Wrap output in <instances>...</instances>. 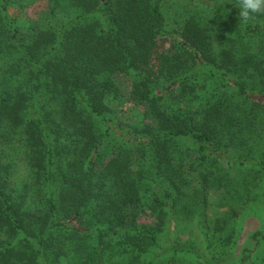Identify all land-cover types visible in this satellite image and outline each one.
Masks as SVG:
<instances>
[{
    "label": "trees",
    "instance_id": "obj_1",
    "mask_svg": "<svg viewBox=\"0 0 264 264\" xmlns=\"http://www.w3.org/2000/svg\"><path fill=\"white\" fill-rule=\"evenodd\" d=\"M25 1L0 0V141L19 138L30 176L16 189L0 153V264H217L181 222L232 167L264 168L245 137L264 118V21L220 0H47L36 30ZM232 98L252 106L229 117Z\"/></svg>",
    "mask_w": 264,
    "mask_h": 264
},
{
    "label": "rangeland",
    "instance_id": "obj_2",
    "mask_svg": "<svg viewBox=\"0 0 264 264\" xmlns=\"http://www.w3.org/2000/svg\"><path fill=\"white\" fill-rule=\"evenodd\" d=\"M46 1L26 0L23 3L24 12L33 21L36 30L47 29L53 22V17L47 11ZM220 1L235 11L241 10L239 0ZM172 8L173 11L170 10L166 14L170 29L171 23L176 25V21L178 23L180 19V12L176 15L177 11L174 7ZM253 19L264 21V14H256ZM112 80L118 94L126 98L130 88L128 79L120 74L114 76ZM109 105L119 112H117L118 115L123 112L126 115L130 103L124 102L118 107L115 101H110ZM251 106L249 103H242L232 98L224 111L227 116L233 117L250 109ZM262 120L259 123L258 132L243 134H246L249 145L253 142L260 143L264 154V118ZM19 143L17 137L6 148L0 141V153L6 161L13 164L12 185L16 186V189L29 185L30 178L26 154L23 152L24 148L18 146ZM228 175L227 180L218 181L213 189L204 193L206 202L200 211L193 216L185 215L186 218L181 222L182 235H184L182 238H190L202 255L214 260L217 264H240L241 250L244 248L252 251L250 264H264V242L251 238L256 231L264 235V168L232 167ZM224 234L231 235L227 243L222 240ZM170 241L171 238L164 240L160 246L167 248ZM168 257L163 264H178L167 259ZM180 257L185 264H204L194 261L189 258L190 256ZM177 260L184 264L179 258Z\"/></svg>",
    "mask_w": 264,
    "mask_h": 264
},
{
    "label": "clouds",
    "instance_id": "obj_3",
    "mask_svg": "<svg viewBox=\"0 0 264 264\" xmlns=\"http://www.w3.org/2000/svg\"><path fill=\"white\" fill-rule=\"evenodd\" d=\"M239 22H248L256 14H264V0H239Z\"/></svg>",
    "mask_w": 264,
    "mask_h": 264
}]
</instances>
